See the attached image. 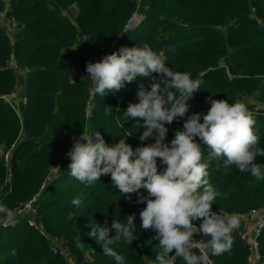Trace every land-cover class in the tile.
<instances>
[{
	"label": "trees",
	"instance_id": "trees-1",
	"mask_svg": "<svg viewBox=\"0 0 264 264\" xmlns=\"http://www.w3.org/2000/svg\"><path fill=\"white\" fill-rule=\"evenodd\" d=\"M137 4V0H0V94L15 93L12 98L16 97L21 111L16 115L0 98V202L15 210L44 183L34 206L48 234L45 237L27 224L24 215L17 217L15 226L0 225V264H68L65 256L51 249L59 241L68 246L75 263L116 264L103 254L98 236L89 233L105 220L110 226L113 220L124 222L130 214L136 217L138 239L131 245L122 240L112 247L125 264L155 261L159 242L153 239V230L141 227L140 212L146 203L137 202L139 195L122 196L111 185L110 175L86 186L71 177L68 169L71 160L66 153L83 127L97 129L109 145L122 138L133 148L154 143V138L141 142L145 129L123 113L129 103L139 102V84L149 88L158 74L138 78L115 95L90 92L87 62H97L122 46L147 43L173 71L203 81L188 101L189 115L206 114L209 97L244 104L256 121L258 147L264 148V0H144L141 23L124 28ZM4 20L16 21L21 28L10 36ZM183 123L179 119L167 125L166 140L171 141ZM197 142L210 164L209 182L219 193L214 212L246 217L264 207V181L235 166L226 173L217 170L220 161H208L207 146ZM13 143L7 169L2 154ZM256 162L264 164V156H257ZM158 165L163 170L159 160ZM8 171L10 188L5 183ZM140 194L147 192L141 189ZM74 199L82 201L79 207L72 204ZM194 223L199 226L202 220ZM242 227L238 225L232 233L230 252L210 254L214 264L250 263V245L239 235ZM259 249L264 254V229ZM176 264L184 261L178 258Z\"/></svg>",
	"mask_w": 264,
	"mask_h": 264
},
{
	"label": "clouds",
	"instance_id": "clouds-1",
	"mask_svg": "<svg viewBox=\"0 0 264 264\" xmlns=\"http://www.w3.org/2000/svg\"><path fill=\"white\" fill-rule=\"evenodd\" d=\"M86 72L90 92L101 97L119 93L138 78L158 74L159 79H152L149 88L139 84V102L129 103L123 113L128 121L134 120L137 127L145 129L139 136L141 142L149 138L155 142L133 148L122 138L109 145L97 129L88 131L83 127L66 153L71 160L70 176L89 186L100 181L102 175H110L111 185L122 196L139 195L137 202L146 203L140 212L141 227L153 230V239L159 242L153 264H176L178 258L184 264H212L210 254L230 252L232 233L239 221L235 214L212 210L219 193L209 182L210 164L197 138L207 146L208 161H220L217 170L226 173L235 166L264 181V164L256 162L257 156H264V148L258 147L260 138L253 113L242 103L209 97L211 106L206 114L189 115L188 101L203 81L193 79L190 73L173 71L164 56L147 43L122 46L97 62L88 61ZM179 119H184L183 129H177L170 144L166 143L167 125ZM53 168L61 172L60 166ZM141 189L147 195L140 194ZM81 203L80 199L72 201L76 207ZM135 219V214H130L124 222L113 220L110 226L105 220L89 233L98 236L103 254L113 257L116 264H125V258L112 246L118 247L122 240L131 245L138 239ZM197 220H202L199 226L194 223ZM17 223L16 210L0 202V225ZM194 234L209 239L196 242Z\"/></svg>",
	"mask_w": 264,
	"mask_h": 264
},
{
	"label": "built area",
	"instance_id": "built-area-1",
	"mask_svg": "<svg viewBox=\"0 0 264 264\" xmlns=\"http://www.w3.org/2000/svg\"><path fill=\"white\" fill-rule=\"evenodd\" d=\"M143 1L144 0H141V1L137 0L138 4L136 6V9L132 13V15L128 18L126 24L124 25V28H131V27L136 26L137 23L140 22L141 19L144 17V14L141 11H139L140 4ZM8 96H9V98H8ZM0 98L4 99L5 101H8V104L10 103L13 106H15V104L12 101L9 93L0 94ZM23 102L24 103L26 102V97H23ZM197 141H199V138H197ZM167 143L170 144V142H167ZM14 145H15V143H13L11 145V147L8 148V150L4 151L2 154L4 164L7 167V169H9L8 166H9L10 151L13 149ZM10 182H11V173L8 171L6 174L5 183L9 185V188L11 187ZM43 186H44V183H42L40 185L38 192L33 194L31 198L27 199L25 202H23V204L21 206H19L15 210L17 212V217L22 215L23 211L28 210L30 212V214L28 216L24 215L26 218L27 224H29L32 227H35L45 237H48V234L46 233V231L43 227V222L39 218L37 208L34 206V200L37 197V195L39 194V192L43 189ZM248 216L252 218V220H251L252 221V228L249 231H246V229L240 230L239 235H240V238L242 240H245L250 245L251 252H252V258H251V261L249 264H263L264 254H262L260 252V249H259V236L261 234V231L264 229V207H260V208H256V209L251 210V212L248 214ZM54 239H55V243L58 244L59 240H57L56 238H54ZM193 239L196 242L201 241L198 234H194ZM200 247H204V244L201 243ZM51 249L54 252H59L62 256H65L66 261H68V264H81V263H75V261H73L72 255L69 254L68 246L65 244L62 245L60 241H59L58 247H56L53 244ZM212 264H214V263L212 262Z\"/></svg>",
	"mask_w": 264,
	"mask_h": 264
},
{
	"label": "rangeland",
	"instance_id": "rangeland-1",
	"mask_svg": "<svg viewBox=\"0 0 264 264\" xmlns=\"http://www.w3.org/2000/svg\"><path fill=\"white\" fill-rule=\"evenodd\" d=\"M141 1V0H140ZM139 11H141L140 10V8H139ZM142 12V11H141ZM5 13V12H4ZM4 13H2L1 14V16H3V14ZM75 12H73V13H71V14H74ZM143 13V12H142ZM72 16H74V15H72ZM145 17V16H144ZM143 17V18H144ZM142 18V19H143ZM142 19H141V21H142ZM141 21L140 22H138V23H141ZM138 23H137V25H138ZM3 25H4V27L7 29V34L9 35L10 34V36H13V34H14V32L16 31H18L20 28H21V24H18V23H16V21H9V20H4L3 21ZM4 28V29H5ZM11 65L14 67V68H16L17 66H16V64H15V62H12L11 63ZM16 69H18V67L16 68ZM21 85V84H20ZM20 85L18 86V87H20ZM24 87V86H23ZM19 90V88L16 90V92ZM10 96H11V94H10ZM12 96L14 97L15 96V93L14 94H12ZM12 96H11V99H12V101L14 102V104H15V106H13L12 104H8L12 109H13V111L16 113V115L18 114V113H21V111H20V109L18 108V103L16 102V99L15 98H12ZM8 98H9V96H8ZM249 100V102H252L253 100L251 99V98H249L248 99ZM8 102V101H7ZM91 107V105H89V107L88 108H90ZM88 112V111H87ZM154 142H155V140H153ZM166 143L167 142H171L170 140H166L165 141ZM30 214V212L28 211V210H25V211H23L22 212V215H26V216H28ZM244 225H245V228H246V231H249V230H251V228H252V221H251V218L249 217V216H246V217H244ZM241 230H242V228H240Z\"/></svg>",
	"mask_w": 264,
	"mask_h": 264
},
{
	"label": "crops",
	"instance_id": "crops-1",
	"mask_svg": "<svg viewBox=\"0 0 264 264\" xmlns=\"http://www.w3.org/2000/svg\"><path fill=\"white\" fill-rule=\"evenodd\" d=\"M15 99H16V97H15ZM237 219H238V221H239V225L242 224L243 227H245V225H244V221H243V220H244V217H237ZM243 227H242V228H243Z\"/></svg>",
	"mask_w": 264,
	"mask_h": 264
}]
</instances>
